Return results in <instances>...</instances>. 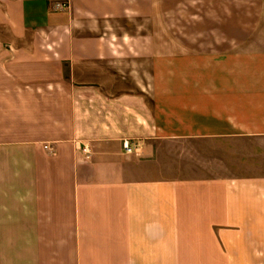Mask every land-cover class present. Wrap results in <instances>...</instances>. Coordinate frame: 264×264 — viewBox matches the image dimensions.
Instances as JSON below:
<instances>
[{"label": "crops", "instance_id": "1", "mask_svg": "<svg viewBox=\"0 0 264 264\" xmlns=\"http://www.w3.org/2000/svg\"><path fill=\"white\" fill-rule=\"evenodd\" d=\"M162 2L0 0V264H264V0Z\"/></svg>", "mask_w": 264, "mask_h": 264}, {"label": "built area", "instance_id": "2", "mask_svg": "<svg viewBox=\"0 0 264 264\" xmlns=\"http://www.w3.org/2000/svg\"><path fill=\"white\" fill-rule=\"evenodd\" d=\"M63 7L64 6H62V5H57V8H63ZM122 147L125 151V154H127V155H131L136 150V147L131 145L128 141H124L122 143Z\"/></svg>", "mask_w": 264, "mask_h": 264}, {"label": "rangeland", "instance_id": "3", "mask_svg": "<svg viewBox=\"0 0 264 264\" xmlns=\"http://www.w3.org/2000/svg\"><path fill=\"white\" fill-rule=\"evenodd\" d=\"M162 1H166L165 3H163V2L161 3V6H162L161 8H162V12H163V9L167 8V5H168L167 1L168 0H162ZM163 16H165V15L163 14Z\"/></svg>", "mask_w": 264, "mask_h": 264}]
</instances>
